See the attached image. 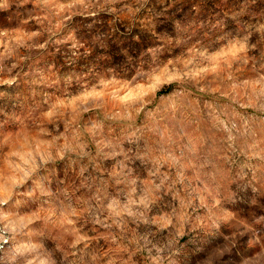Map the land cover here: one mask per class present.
<instances>
[{"label":"clouds","instance_id":"obj_1","mask_svg":"<svg viewBox=\"0 0 264 264\" xmlns=\"http://www.w3.org/2000/svg\"><path fill=\"white\" fill-rule=\"evenodd\" d=\"M0 264H264V0H0Z\"/></svg>","mask_w":264,"mask_h":264}]
</instances>
